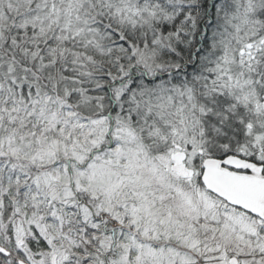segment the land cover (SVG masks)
Segmentation results:
<instances>
[{"label":"snow or ice","instance_id":"obj_1","mask_svg":"<svg viewBox=\"0 0 264 264\" xmlns=\"http://www.w3.org/2000/svg\"><path fill=\"white\" fill-rule=\"evenodd\" d=\"M0 264H264V0H0Z\"/></svg>","mask_w":264,"mask_h":264}]
</instances>
